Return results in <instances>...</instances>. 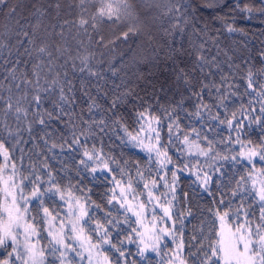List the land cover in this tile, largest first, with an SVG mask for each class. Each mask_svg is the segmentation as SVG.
I'll list each match as a JSON object with an SVG mask.
<instances>
[{
    "label": "snow or ice",
    "instance_id": "1",
    "mask_svg": "<svg viewBox=\"0 0 264 264\" xmlns=\"http://www.w3.org/2000/svg\"><path fill=\"white\" fill-rule=\"evenodd\" d=\"M8 4L9 0H0V6L7 7ZM204 6L214 7V0H207ZM18 7L20 5L10 7L7 13V17L17 25L15 41L7 35L0 37V248L6 250L0 264H48V257H52L51 264H137L136 260H129V244L136 245V255L147 261V264H150L148 253L161 257L160 264H189V258L192 264H264V168L255 167L257 158L264 161V140L260 142L259 147L253 146L250 140L247 145H243L237 135L235 143L241 144L246 150L233 156L223 155L216 148L217 143H224L223 140H210L195 128L191 129V133L181 129L177 108L186 111L183 109V98L171 110L164 109L161 115L154 114L151 105L143 107V110L136 114L137 127L130 130L119 118H105L101 115L100 119H95L91 113L98 105L89 95V115L88 119H84L83 112L77 114L72 109L75 103L74 86L68 79L66 69L71 67L80 73H86L88 77H102L103 73L97 65L104 63V52L101 51V59H97L96 52L91 48L95 46L98 49H108L109 52L115 51L114 47H110L115 41L106 40L100 34L101 27L105 24L118 25L127 20L131 16L130 5L127 0H78L75 5L78 9L75 19L65 20L63 25L59 26L60 31L55 33L61 41H65V27L69 31L76 29V36L73 37L77 40L75 53L66 41L62 44H50L46 36L41 35L42 31L48 32L47 29H42L40 24L41 17L47 13L46 8L33 5V15L36 16L37 22L29 31L20 22L23 17L18 14ZM49 7L54 8L59 15V0ZM163 9L164 14L170 16L173 21L172 29L177 33H182L183 26L192 23L189 14L195 9L185 0H166ZM235 10L241 13L251 14L258 11L264 14V0H261V7L258 9L248 4L241 6L237 2ZM192 26L194 32L207 37L199 45L200 49H204L208 39H212L207 34L208 26L205 25L203 29H197L194 23ZM56 27L52 26L53 32ZM226 30L243 32V29H237L232 24H226ZM137 31L129 26L117 39L127 41L129 34H135ZM165 31L168 35L172 34L171 30ZM92 33L96 34L95 40ZM81 35L87 37V44L83 39H77ZM172 51L175 50L169 46V54ZM259 55L264 64V50ZM197 60L202 73L205 71V65L219 68L215 57L209 60L200 54ZM242 63L245 65L244 75L240 77L244 81L243 85L236 82L235 73H222L219 83L215 80L200 83L199 90L191 93V97L197 101L196 111L192 115L200 118L202 112H207L211 119L239 133L243 121L238 119L237 111L241 114L257 113L258 104L259 114L253 115L250 123H261L264 119V66L255 68L249 60H243ZM230 67L240 69V65ZM109 70L113 74L117 71L112 62H109ZM207 75L212 74L209 72ZM181 76H186L182 69ZM186 83L190 82L186 80ZM206 89L215 91L216 103L204 102ZM53 94L57 95V99L53 101V109L48 110L43 105ZM85 94L87 95V91ZM131 94L132 89H127L123 94L116 96L105 111L114 113L117 105ZM232 97L240 102L239 109L235 111H230L229 104L226 103ZM245 97L249 98L247 104L243 103ZM213 107L223 109V119L220 111L212 113ZM162 116L167 117V121L162 122ZM9 119L15 123V127L9 123ZM53 119L65 123L69 129L67 137L57 133L59 143L47 132ZM109 119L112 127L123 131L127 137L126 142L148 153L149 161L153 162L157 169L155 177L151 172L145 176L137 165L134 182L129 171L121 168L111 155L105 156L102 141L100 147L96 143L89 147V137L96 138L98 134H106L109 130ZM25 122L26 126L22 128L21 125ZM34 124L44 127L47 139H41L45 145H49V140H53L48 146L49 152L57 148L61 154L65 150L79 152V165L83 170L91 173H112L110 164L117 165L116 171L120 173L121 179H117L115 175L111 177L113 187L105 195L106 203L113 207L104 213L103 222L94 214H90L99 211L100 206L91 201L84 189L75 188L71 182L62 185L47 156H44L39 168L29 164L25 174L23 155L15 157L14 153L21 143H27L21 135L22 131H26L31 138ZM165 129L166 135L162 138ZM231 140L229 137V141ZM174 142L184 145L185 154L195 159L193 167L196 171L193 174L205 191L209 190L212 175L199 167L201 161L198 157L236 162L242 157L248 161L253 171L247 176L239 177L231 196L254 193L259 201L258 215L250 211L251 204L248 208L244 207L243 199L240 205L233 209L231 202L225 204L221 198L219 203L225 204V207L223 210H215V216L219 220L218 228L214 229L212 236L198 238L192 235L186 245L183 238L184 217L191 215V211L186 214L178 212L174 217L172 208L173 201L176 200L175 192L179 179L177 173L189 170V165L185 163L181 168L173 161L169 149ZM20 151L23 152L22 149ZM52 159L56 157L53 156ZM169 165H172V168H169ZM207 167L212 165L208 164ZM169 173L170 178L165 179ZM160 180H163V184L159 183ZM161 187L166 191L159 192ZM140 188L145 191H139ZM169 194L171 199L166 198ZM45 197L51 202H56V197H59L63 215L60 211L44 206ZM34 200L39 205L37 215L30 211ZM113 210L118 215L113 216ZM124 225H127L126 231ZM42 240H46V245L42 244ZM165 240H170L174 247L169 248L164 243ZM205 240L208 241L207 244Z\"/></svg>",
    "mask_w": 264,
    "mask_h": 264
},
{
    "label": "trees",
    "instance_id": "2",
    "mask_svg": "<svg viewBox=\"0 0 264 264\" xmlns=\"http://www.w3.org/2000/svg\"><path fill=\"white\" fill-rule=\"evenodd\" d=\"M56 2L57 0H9L7 7L0 6V37L7 35L13 42L15 41L17 25L14 20L7 17V13L10 7L16 5H20L17 12L23 17L20 21L21 24L25 26L26 30L31 31V26L37 22L36 16L33 15L35 11L33 5H35L47 9L46 15L40 19V24L41 28L47 29L48 32L44 33L42 31L41 35H45L50 44H62L66 41L71 51L75 53L77 40L73 37L76 36V29L73 28L69 31L65 27V41H61L55 33L60 31L59 26L63 25L65 20L72 21L75 19L78 12L75 5L78 0H59L61 4L59 15H57L54 8L49 7V5H55ZM127 2L130 5L131 12V16L127 20L118 25L105 24L101 27L100 34L106 40L112 39L115 41L114 45L110 46L114 47L115 51L109 52L108 49H98L95 46L91 48L92 51L96 52L97 59H101L100 52H104L102 58L104 63L97 65L103 76L100 78L88 77L86 73H80L71 67L66 69L68 79L72 81L74 86L75 103L72 105L73 111L77 114L83 112L84 119H88V105L91 103L89 100L90 95L98 105L91 113L95 119H100L101 115L105 118H119L130 130H134L137 127L135 123L136 114L138 111L143 110V107L151 105L152 112L161 115L164 109L171 110L183 98V109H186V111L180 108H177V111L179 112L181 129L184 131L191 133V129L195 128L202 135H207L210 140L217 142L223 140L224 143H217L216 148L226 156L237 155L239 151L246 150L241 144L235 143L237 135H239L243 145H247L250 140L253 146L259 147L260 142L264 140V119L259 124L250 123L252 116L259 114L258 104H256L257 113L248 114L245 112L241 114L237 111L238 119L243 121V127L237 133L226 125L211 119L207 112H202L200 118L192 115L196 111L197 101L196 98L191 97V93L199 90L201 82L206 83L209 80H215L219 83V77L222 73L225 75L235 73L236 82L243 85L244 81L240 79L244 75L245 65L242 63L243 60L251 61L255 68L264 66L259 55L264 50V14L258 11L249 14L235 10L237 2L241 6L248 4L258 9L261 7V0H214L215 6L212 8L204 6L207 0H185L195 9L189 14V19L192 20L195 27L203 29L205 25L208 26L207 34L212 39H208L204 49H200L199 45L207 37L194 32L192 23L183 26L184 31L182 33H177L172 29L173 21L170 16L164 14L163 4L166 0H127ZM157 5H160V7H157ZM221 17L224 19L221 20ZM226 24H232L237 29H243V32H228ZM53 25L57 26L55 32L52 30ZM129 26L136 28L138 31L135 34L130 33L127 41L117 39L122 32L128 30ZM166 29L171 30L172 34H166ZM92 35L95 40L96 34L92 33ZM77 39H83L85 44L88 42L87 37L83 35L77 37ZM169 46L175 50L171 54H169ZM200 54L209 60L215 57L219 68L205 65V71L202 73L197 60V56ZM121 59L123 63H121ZM109 62H112L117 69L115 74L109 70ZM230 65H240V69L237 70L230 67ZM181 69L186 76H181ZM209 72H211V76L207 75ZM186 80L190 83H186ZM127 89H132V94L127 96L124 102L117 105L114 113L105 111L110 107L111 101ZM86 91L87 95L85 94ZM210 91L211 95H209ZM56 99L57 95L53 94L51 99L44 103L43 107L52 110L53 101ZM248 99V97H245L243 103L247 104ZM204 102L208 104L216 103L214 90H205ZM226 103L229 104L230 111H235L240 107V102L235 97L230 98ZM217 111L221 112V119H223V109L212 108L213 114ZM165 121H167V117L162 116V122ZM9 123L15 127V123L11 119H9ZM108 123L110 128L106 134H98L96 138L89 137V147L92 143H96L100 147L102 141L105 156L111 155L121 168L129 171L133 175L134 182L137 165L145 176H148L151 172L155 177L157 169L154 163L149 161L148 153L126 142L127 137L123 131L120 128L111 126V119L108 120ZM50 124L51 126L47 128V132L52 134L53 140L57 143L60 142L57 133L67 137L69 129L65 126V123L53 119ZM25 126L26 122L21 125L22 128ZM21 135L27 143H21L14 155L15 157L23 155L22 162L25 174H27L29 164H34L39 168L40 162L44 156H47L49 164L58 173V179L61 180L62 185L71 182L75 188L84 189L91 201L100 206L99 211L90 214H94L103 222L104 213L113 207L106 203L105 195L113 187L111 177L115 175L117 179H121L120 173L116 171L117 165L110 164V167L113 168L112 173H91L83 170L82 166L79 165V159L81 158L79 152L65 150L61 154L59 148L49 152L48 146L53 140H49V145H45L44 140L41 139V137L47 139L43 126L34 124L31 138L26 131H22ZM165 135L166 129L162 132V138ZM229 137L232 138L231 141H229ZM20 149L23 150L22 153ZM169 154L179 167L182 168L185 163L189 165V170L177 173L179 179L175 192L176 200L173 201L172 208L174 217L178 212L186 214L189 210L191 211V215H185L184 217L183 238L186 245L192 235H196L198 238L212 236L214 229L219 226L215 210L218 208L223 210L225 204L229 202H231L232 208L235 209L243 199L244 207L248 208L251 204L250 211L256 212L258 215L259 201L254 193L252 195L231 196L239 177L247 176L249 172L253 171L244 158L240 157L239 162H236L232 160H208L205 157H198L201 161L199 167L212 175L209 190L205 191L193 174L196 171V168L193 167L195 159L185 154L184 145L174 142L169 149ZM53 156L56 159H52ZM17 162L19 165L20 161ZM208 164H211L212 167H207ZM255 167L257 169L264 168V161L257 158ZM169 168H172V165H169ZM214 169H218V171H214ZM170 175L171 173L164 178L169 179ZM65 176L68 178L64 179ZM159 183L163 184V180H160ZM138 190L145 191L142 188ZM165 191L166 189L163 187L159 189V192ZM166 198L171 199V194ZM221 198H223L225 204L219 203ZM44 206L49 207L50 210L63 213L61 210L62 202L59 201V197H56V202H51L48 197H45ZM38 208L39 205L36 201H32L30 211L33 215H37ZM112 214L113 216L118 215L114 210ZM37 219H39V216H37ZM121 219H123L122 216ZM177 227H179V221H177ZM124 230H127V225H124ZM113 236L115 237V232H113ZM121 239H123V233ZM204 242L207 244L208 241L205 240ZM42 244L46 245V240H42ZM127 248L131 253L129 260H136L137 264H147V261L136 255L135 244H129ZM147 256L150 264H160L161 257L156 256L155 253H148ZM189 264H192L191 258H189Z\"/></svg>",
    "mask_w": 264,
    "mask_h": 264
},
{
    "label": "rangeland",
    "instance_id": "3",
    "mask_svg": "<svg viewBox=\"0 0 264 264\" xmlns=\"http://www.w3.org/2000/svg\"><path fill=\"white\" fill-rule=\"evenodd\" d=\"M61 215H63V213ZM164 243H166L169 248L174 247V245L172 244V242L170 240H165ZM161 254H163V245H162V253ZM5 255H6V250L3 248H0V259L4 258ZM51 260H52V257H48V264H51Z\"/></svg>",
    "mask_w": 264,
    "mask_h": 264
}]
</instances>
